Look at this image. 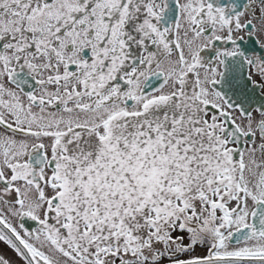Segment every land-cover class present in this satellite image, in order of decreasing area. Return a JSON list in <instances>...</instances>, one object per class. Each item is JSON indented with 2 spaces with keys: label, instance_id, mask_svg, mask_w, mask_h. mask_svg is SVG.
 <instances>
[{
  "label": "snow or ice",
  "instance_id": "snow-or-ice-1",
  "mask_svg": "<svg viewBox=\"0 0 264 264\" xmlns=\"http://www.w3.org/2000/svg\"><path fill=\"white\" fill-rule=\"evenodd\" d=\"M0 264H264V0H0Z\"/></svg>",
  "mask_w": 264,
  "mask_h": 264
}]
</instances>
